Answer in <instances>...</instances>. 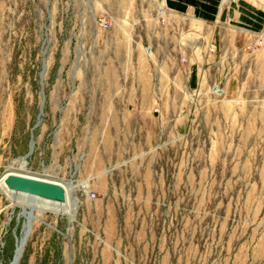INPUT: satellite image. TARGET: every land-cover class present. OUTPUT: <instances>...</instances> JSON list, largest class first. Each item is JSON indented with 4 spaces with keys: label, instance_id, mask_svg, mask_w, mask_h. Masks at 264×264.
Segmentation results:
<instances>
[{
    "label": "rangeland",
    "instance_id": "1",
    "mask_svg": "<svg viewBox=\"0 0 264 264\" xmlns=\"http://www.w3.org/2000/svg\"><path fill=\"white\" fill-rule=\"evenodd\" d=\"M77 1L73 8L69 0H0V182L21 171L72 187L68 213L35 211L19 264H264V144L245 141L252 136L244 111L233 120L228 98L220 104L201 96L184 106L188 123L165 127L157 144L122 141L108 152L117 112L95 103L101 89L151 86L167 89L173 108L182 109L171 89L181 94L188 83L172 72L182 53L220 58L216 21L206 23L212 53L201 39L196 48L183 38H193L195 22L184 21L182 33V20L158 21L163 0H91L95 15L108 13L115 23L110 32L95 18L83 29L88 9ZM235 1L246 12L244 26L262 27L264 0ZM215 81L208 77L205 91ZM254 133L261 136L259 127ZM12 197L0 191V264L14 259L26 220Z\"/></svg>",
    "mask_w": 264,
    "mask_h": 264
},
{
    "label": "crops",
    "instance_id": "2",
    "mask_svg": "<svg viewBox=\"0 0 264 264\" xmlns=\"http://www.w3.org/2000/svg\"><path fill=\"white\" fill-rule=\"evenodd\" d=\"M163 2L171 13L177 15L176 19L182 20V25H178L177 29L183 30L186 20L195 22V26L202 25L201 21L205 23L216 21L212 30V41L219 40L220 45L231 53L235 62L237 58L244 55L241 65L232 72L231 84L229 83L227 90V98L231 104L230 114L233 120H238L240 113L244 111L247 128L245 132L252 136L245 141L251 144H264V48L257 54L243 52L246 45L255 40L259 34H262V32L259 33L262 29L264 31V20L259 29L254 28L253 23L244 26L240 22V16L246 12L242 9L240 13L235 9L238 6L235 0H231L227 5L221 0L203 1L198 6L192 4L190 0L187 2L175 1L183 7L175 6L173 0H163ZM251 16L253 17L252 14ZM171 42L174 46H178L176 41L172 40ZM182 49L184 48L182 47ZM219 60L220 58L216 59V55L206 53L204 56L189 57L183 65L180 64V60L178 61L171 77L175 80L178 78L185 80L188 86L183 88L181 94L172 89L171 93L172 96L181 97V107H187L184 106L189 103L190 96L195 93L192 91H196V94L201 92L203 98L206 97L204 94H207V91H205L206 86L204 85L208 77L211 81L221 79L224 67ZM207 64L209 65L208 68L206 67ZM210 70H213L212 74ZM163 71L165 72V70ZM163 71L159 72L160 78H164L162 77ZM254 80H258V82L255 83ZM95 94L101 96L95 99V103H100L104 110L117 112L111 116L113 121L109 123V127L115 130V136H111L107 140V144H110L108 152L117 151V149H112L111 144H119L122 141L125 144H139L142 146L141 149L150 148L152 144L158 143L159 136L165 132V127L188 123L186 116L177 115V111L181 108H173L176 103L170 100L169 93L165 88L156 89L151 86L110 87L98 90ZM169 110L173 111L174 114L169 116ZM257 127H259L261 136L254 133ZM126 154L128 155L129 151ZM114 155L119 156V154Z\"/></svg>",
    "mask_w": 264,
    "mask_h": 264
},
{
    "label": "built area",
    "instance_id": "3",
    "mask_svg": "<svg viewBox=\"0 0 264 264\" xmlns=\"http://www.w3.org/2000/svg\"><path fill=\"white\" fill-rule=\"evenodd\" d=\"M86 3H85V8L88 9V13L85 14L83 13L82 15L84 17H82V19H84L85 23L81 24L84 28L83 29H86L88 27V24H87V21L88 20H92L95 18V21L97 22L98 24V27L101 28L102 30L104 31H107V32H110L112 30H114L116 28L115 26V23L113 21L110 20V17H109V14L108 13H103V15H95V13H97L96 9H95V5H93V3L91 2V0H85ZM70 4V6H72L73 8H76L78 6V1L77 0H69L68 2ZM230 1L227 2V0L225 1V4H229ZM173 14V13H172ZM171 12L169 11V9L167 8L166 6V9H160V7H157L156 9V16H157V19L158 21H161L163 25H167L169 26L170 25V21L172 19H176V16L175 14L172 15ZM91 16V18L89 17ZM196 20V18H194ZM199 20V19H198ZM191 21V20H190ZM160 22V23H161ZM192 22V21H191ZM190 22V23H191ZM189 23V24H190ZM202 25H201V28H200V25L199 26H194L192 28V35L193 38L189 37V34H186L184 35V39L186 38L187 41H189V45L192 46L191 44L194 43V45L196 46V48L199 47L200 45V42L198 40H202L204 43H206L209 47H210V51L212 53L216 52V46L214 45H210L209 43V39L210 38H207L209 36V32H210V26H207V24L203 21H201ZM64 26H62L63 28ZM189 29H191V26L189 25L188 26ZM162 30H166L170 32L169 29H165V28H162ZM185 30V28L183 29ZM183 30L182 29H178L177 31L179 32H182L183 33ZM211 37V34L210 36ZM192 39L191 41L188 40V39ZM169 41L171 42L172 39H169ZM185 41V40H184ZM196 48H192L194 50H198ZM264 48V34H259L255 40H253L252 42H250L249 44L246 45V47L244 48L243 52L245 53H249V54H257L259 53L262 49ZM146 53L148 56H152V48L149 46L146 48ZM183 54V53H182ZM181 54V57H180V63L181 64H184L187 62L188 58H187V55H182ZM244 60V55L237 58V61L235 62L233 60V57L231 56V53L229 51H226L224 50L223 54L221 55L220 57V60L219 62L222 64V67H224V70H223V73H224V76L223 78L221 79H218L219 81H215L213 82V84L211 86L208 87V91H207V94H204L206 97H209L208 100L210 102H214V103H220L225 101L227 99V90H228V87H229V76L232 75V72L235 70V68H237L239 65H241L242 61ZM225 78H228V81L225 80ZM203 97V93H197L195 94L194 96L191 95L189 98L190 102L189 104H194L195 102H197L199 99H197L198 97ZM181 113L185 114V116L188 118L190 117V111L189 109L186 107V108H183L181 109ZM97 196V193L94 191V190H89L88 192V197L91 198V199H94L96 198Z\"/></svg>",
    "mask_w": 264,
    "mask_h": 264
},
{
    "label": "bare ground",
    "instance_id": "4",
    "mask_svg": "<svg viewBox=\"0 0 264 264\" xmlns=\"http://www.w3.org/2000/svg\"><path fill=\"white\" fill-rule=\"evenodd\" d=\"M166 9V8H165ZM42 108H43V104H42ZM34 147L35 144L32 143L31 148H32V153L34 151ZM27 159L21 158L20 159V166L23 170L26 169L27 167ZM10 176H17V177H21V178H27V179H31V180H36L38 182H44V183H48V184H53L56 186H59L60 188H62L65 192V196L63 199L61 200H56V199H51V198H47V197H37V196H33V195H29V194H25V193H21L17 190L14 189H9L6 185V179ZM7 189L14 194L17 197H12L15 199L16 203L19 204L23 209V213L22 216L26 219L25 223L23 225L22 231L23 234L20 236V238H17L16 235V251H15V256L14 259L12 260V262H14L13 264H19L23 258L24 252H25V248L26 245L28 243L31 231H32V225L35 218V211L37 209L40 208H52L54 207L55 212H60V213H68L69 211H66L64 209V205L65 202L70 203V193L72 190L71 186H65L63 185L61 182H57V181H53V180H48V179H41V178H34L31 176H28L27 174L22 173L21 171L19 172H9L6 173V175L3 177V179L0 182V191L2 192H7ZM21 194V196H20ZM24 195V197L22 196ZM52 206V207H49Z\"/></svg>",
    "mask_w": 264,
    "mask_h": 264
},
{
    "label": "water",
    "instance_id": "5",
    "mask_svg": "<svg viewBox=\"0 0 264 264\" xmlns=\"http://www.w3.org/2000/svg\"><path fill=\"white\" fill-rule=\"evenodd\" d=\"M35 144L34 139H32L31 145ZM32 154V148L30 146L29 154L25 156L27 159ZM6 185L9 189L17 190L21 193L37 196V197H47L51 199L61 200L65 196V192L59 186L48 184L44 182H38L36 180H31L27 178H21L17 176H10L6 179ZM21 214L19 215L18 221H20ZM24 225V222L23 224ZM15 241L16 235H15ZM11 262L10 264H13Z\"/></svg>",
    "mask_w": 264,
    "mask_h": 264
}]
</instances>
